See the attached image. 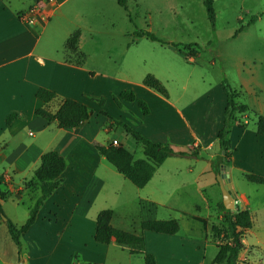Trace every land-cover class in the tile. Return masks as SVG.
Listing matches in <instances>:
<instances>
[{
	"label": "crops",
	"instance_id": "crops-1",
	"mask_svg": "<svg viewBox=\"0 0 264 264\" xmlns=\"http://www.w3.org/2000/svg\"><path fill=\"white\" fill-rule=\"evenodd\" d=\"M116 2L122 6L124 0ZM34 3L41 10L36 21L20 19L19 13ZM75 3L78 6H73ZM255 3L258 14L250 24L264 18V0ZM101 5L102 0H0V174L9 190L2 201L4 214L17 225L27 218L40 190L24 182L33 178L42 152L55 149L66 160L61 184L43 201L34 222L21 234V255L9 236L5 219L0 217V264H17L20 260L23 264H145L144 252L154 255L155 264H205L207 250L215 246L212 261L221 241L210 227L219 223L224 213L218 206L221 193L214 192L221 165L228 166V182L234 195L232 209H248L252 220L251 227L243 231V247L236 264H264V189L256 187L260 193L256 198L236 188L232 180L233 172L242 173L246 180V173L264 175V135L257 133L256 127L234 126L229 163L219 161L216 135L226 102L221 84L209 85L205 93L208 100L201 104L181 102L180 96L170 99L143 83L131 85L129 80L120 87L132 86L136 97L149 104L150 111L140 116L142 120L134 128L153 141L170 140L176 147L194 153L165 158L142 187L126 179L97 151L96 143L116 140L110 136L101 139L103 127L115 125L114 118L125 121L117 106H100L91 98L104 93L102 84L112 90L105 80H117L90 65V52L83 46V41L99 40L96 29L104 22ZM76 29V51L85 56L81 63L37 48L42 36L44 41H66ZM128 47L126 43V51ZM63 52L75 56L65 42ZM247 78L241 75L237 96L242 91L254 92ZM39 86L55 91L57 98L45 104L35 95ZM64 97L85 103L92 111L89 117L74 127H58L55 121L48 122L35 113V109L46 105L54 111ZM13 111L18 115L6 123V116ZM247 111L238 115L246 124ZM254 112L256 117L260 114ZM205 174L210 175L203 177ZM183 191H188V207L193 210L179 204ZM103 208L112 209L113 228L141 236L139 251L131 252L114 236L107 243L94 239L96 215ZM166 208L177 210V214H165ZM195 217L205 218L206 225ZM168 218L178 221L177 232L140 228L143 220Z\"/></svg>",
	"mask_w": 264,
	"mask_h": 264
},
{
	"label": "rangeland",
	"instance_id": "rangeland-1",
	"mask_svg": "<svg viewBox=\"0 0 264 264\" xmlns=\"http://www.w3.org/2000/svg\"><path fill=\"white\" fill-rule=\"evenodd\" d=\"M76 3L73 6H78ZM213 5L216 12L214 30L207 18L203 0H124L122 6L118 5L116 0H102L103 27L96 29L99 40L83 41V46L90 52L89 64L101 73L115 76L117 80H105L111 84L112 90L102 84L101 91L104 93L97 97L92 96V100L98 103L96 98L103 97L102 105L107 103V106H117L124 122L134 126L142 120L140 116L145 114L136 101L131 102L117 95L123 89L133 91L132 86L120 88L128 80L132 82L131 85L141 84L143 77L152 73L167 89L168 95L165 97L174 99L180 96L181 102L196 101L201 104L208 100L205 93L209 85L221 84V80L225 78L231 87L237 90L243 75L250 79V85L255 90L252 93H238L236 101L250 107L247 111L248 123L245 125L249 128L256 127L254 111L264 115V18L256 24L246 25L252 15L258 14L255 0H214ZM239 17L242 19H238ZM243 25L244 28L241 27L243 29L233 35L235 29ZM138 29L153 33L157 40L145 35H136L135 31ZM160 41L178 43L185 56L179 55L171 45ZM64 42L44 41L42 36L37 48L57 52L56 55H65L66 58L78 61L79 55L72 57L68 52L64 54ZM126 43H129L127 51ZM189 48H198V53L193 55L192 60L189 59ZM99 79L104 80L103 77ZM103 80L101 83H104ZM114 95L118 97L120 105L116 103ZM143 100L149 109V104ZM151 100L150 102L157 106L154 100ZM123 101L127 103L126 106ZM234 126H237V123H233L229 129V140ZM106 128L104 126L101 130V139L105 136L114 137L135 158L144 157L140 143L122 126L115 124ZM119 142L117 141L116 145ZM162 142H169L175 149L188 150L183 146L176 147L170 140ZM209 175L205 174L203 177ZM232 180L236 188L246 190L256 198L260 194L256 187L264 189V185L249 182L240 172H233ZM214 192L221 193L222 196L219 184L215 186ZM180 194L181 207L193 210L188 207L191 201L188 191ZM168 212L177 214V210L171 208H166L165 214ZM212 247L207 250L205 264H224L211 261L215 252V246Z\"/></svg>",
	"mask_w": 264,
	"mask_h": 264
},
{
	"label": "trees",
	"instance_id": "trees-1",
	"mask_svg": "<svg viewBox=\"0 0 264 264\" xmlns=\"http://www.w3.org/2000/svg\"><path fill=\"white\" fill-rule=\"evenodd\" d=\"M214 0H203L204 8L207 18L209 20L212 30L215 29V9ZM255 15H252L248 23L253 22ZM242 26L235 29L236 34ZM138 36H147L152 40H157V37L146 30L138 29L135 31ZM79 37V30H74L65 41V47L79 55L80 59L77 61L81 63L84 60V53L76 51V44ZM171 45L173 49L185 56L182 49L178 47V43H169L168 41H160ZM189 44V43H188ZM196 44V43H194ZM189 55L193 56L198 53V48H189ZM142 83L150 88H153L163 96H167L168 92L164 84L155 77L152 73H147ZM222 87L225 91L226 102L223 109L222 125L217 131V140L219 144V161L228 164L231 153L230 140L228 133L231 125L237 123L238 126L244 127L245 122H242L237 113L245 112L249 109L245 103L237 102V92L231 87L227 79L221 80ZM35 95L48 104L52 99L57 98L55 91L48 89L44 86H39ZM120 98L128 101H136L141 111L146 114L149 112L146 102L136 97L131 89H123L117 94ZM100 105L103 104L104 98H96ZM114 99L118 105L121 104L118 97L114 95ZM91 109L83 102L70 97L60 99L58 107L51 111L48 106L39 107L35 109V113L45 118L48 122L55 121L58 127H74L86 120L91 114ZM105 113L104 111H101ZM18 115V112H10L6 116V123H9L13 118ZM116 124L123 127L136 142L140 143L144 157L134 158L133 154L121 144H99L96 143L95 147L99 153L115 168L123 174V176L131 181L135 186L142 187L152 176L156 167L169 156H183L193 154L189 150L175 149L169 142H157L144 136L138 129L127 124L126 122L114 118ZM256 132L264 135V115H257L255 120ZM66 165V160L63 155L59 154L55 149H48L41 153L38 166L34 169L33 178L24 182L25 186L37 185L40 194L36 197L34 203L29 207L28 216L25 221L17 225L9 217H7L2 208V201L5 200L9 194L7 182L4 176L0 174V217L5 216V223L9 236L15 243L18 249V254L21 255V234L25 232L29 226L34 222L37 211L43 201L57 188L62 182L61 173ZM246 178L249 181L264 184V175L255 173H246ZM220 209L224 210L222 220L219 223L211 225L213 236L220 240L218 250L214 255L213 262H222L224 264H236L238 253L243 247L241 237L243 231L252 225L251 215L248 209L235 207V209H226L220 201L218 203ZM112 216V209L103 208L98 211L96 215V226L94 232V239L98 242H109L110 238L114 236L116 241L124 246H127L131 252H137L142 246L141 236L133 233L126 232L120 229L113 228L110 220ZM206 225V219L195 217ZM141 230L148 229L157 232L175 233L179 229V223L175 218L168 219H146L140 222ZM145 264H155V257L153 254L144 252Z\"/></svg>",
	"mask_w": 264,
	"mask_h": 264
},
{
	"label": "water",
	"instance_id": "water-1",
	"mask_svg": "<svg viewBox=\"0 0 264 264\" xmlns=\"http://www.w3.org/2000/svg\"><path fill=\"white\" fill-rule=\"evenodd\" d=\"M227 169V165H221V169L217 174V179L222 191V203L226 209H232L234 205V195L231 191L230 183L228 182ZM1 217L5 219V216L2 215ZM17 264H23V261L20 260Z\"/></svg>",
	"mask_w": 264,
	"mask_h": 264
},
{
	"label": "built area",
	"instance_id": "built-area-1",
	"mask_svg": "<svg viewBox=\"0 0 264 264\" xmlns=\"http://www.w3.org/2000/svg\"><path fill=\"white\" fill-rule=\"evenodd\" d=\"M41 14L40 7L37 3L32 4L29 6L26 10L19 13V18L29 22L34 23L37 19V17ZM113 144H116L117 141L115 139L112 140Z\"/></svg>",
	"mask_w": 264,
	"mask_h": 264
}]
</instances>
